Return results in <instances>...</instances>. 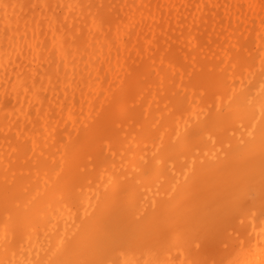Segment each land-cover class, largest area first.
Here are the masks:
<instances>
[{
    "label": "bare ground",
    "instance_id": "obj_1",
    "mask_svg": "<svg viewBox=\"0 0 264 264\" xmlns=\"http://www.w3.org/2000/svg\"><path fill=\"white\" fill-rule=\"evenodd\" d=\"M0 264H264V0H0Z\"/></svg>",
    "mask_w": 264,
    "mask_h": 264
},
{
    "label": "rangeland",
    "instance_id": "obj_2",
    "mask_svg": "<svg viewBox=\"0 0 264 264\" xmlns=\"http://www.w3.org/2000/svg\"><path fill=\"white\" fill-rule=\"evenodd\" d=\"M187 45H188L187 49H189V47H190V46H189V44H186V46H187ZM186 46H185V47H186ZM144 73H145V74H143V76H145V77H146V76H147V74H148V71H147V72H144ZM145 77H144V78H145Z\"/></svg>",
    "mask_w": 264,
    "mask_h": 264
}]
</instances>
